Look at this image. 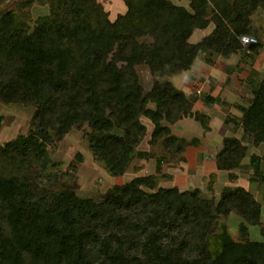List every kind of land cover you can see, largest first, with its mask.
Instances as JSON below:
<instances>
[{"label":"trees","instance_id":"trees-1","mask_svg":"<svg viewBox=\"0 0 264 264\" xmlns=\"http://www.w3.org/2000/svg\"><path fill=\"white\" fill-rule=\"evenodd\" d=\"M48 2L50 13L32 28L14 12L0 16V102L35 108L29 134L0 146V264H264V243L236 242L221 223L236 212L259 224L261 205L244 187L225 188L216 203L199 189L157 188V177H137L101 200L81 198L58 190L49 155L74 127L85 128L95 160L112 177L123 176L140 155L142 118L154 125L151 142L168 151L197 145L173 136L169 125L193 118L209 131L210 117L159 79L189 71L200 55L241 54V38L253 34L252 17L264 11V0H191L189 8L123 0L127 11L114 21L97 0ZM211 24L213 31L190 46L195 30ZM261 47L249 46L245 61L253 64ZM139 66L156 80L149 92ZM247 81L251 101L241 126L244 139L259 147L264 79ZM204 101L212 107L216 99ZM247 153L242 140L225 138L217 169L239 168ZM263 161L250 159L261 180Z\"/></svg>","mask_w":264,"mask_h":264},{"label":"rangeland","instance_id":"rangeland-1","mask_svg":"<svg viewBox=\"0 0 264 264\" xmlns=\"http://www.w3.org/2000/svg\"><path fill=\"white\" fill-rule=\"evenodd\" d=\"M171 1L186 8L190 7L191 2V0ZM97 2L103 5L111 21L127 11L123 0H97ZM7 12H14L32 28L39 17L50 13V4L48 0L46 2L8 0L0 5V16ZM213 29L214 25L211 24L206 31L195 30L189 45L194 46L199 43ZM252 29L251 36L257 39V44L262 46L260 50L264 52L262 9L252 17ZM247 51L248 47H245L236 60L229 61L212 54L200 55L189 71L159 79L162 83L169 81L178 89L185 90L184 92L189 94L188 97L196 100L195 104L198 103L196 108L200 113L212 116L209 131H205L199 123L192 120L193 118L183 119L174 125L164 123L169 125L173 136L187 141L197 139V145H189L183 152L168 151L162 141L151 142L154 125L148 119L142 118L147 133L137 148V153L140 155L134 158L123 176L112 177L90 152L85 128L74 127L62 140L49 147L51 174L57 179L58 190L69 192L72 189L81 198L101 200L102 196L116 185H124L137 177H157V188L177 187L180 191L199 189L204 197L213 199L217 203L225 188L244 187L261 205L259 224L255 226L248 224L236 212L230 213L228 217H222L221 223L226 225L236 242L264 243V177L262 180L257 178L250 165L253 154L263 157L264 145L255 147L244 139L241 126L243 112L251 101V87L247 79L249 76L258 82L264 79V54L256 57L254 67L253 64L245 61L247 56L245 57L244 53ZM137 71L145 91L149 92L156 80L146 66H139ZM208 95L215 97L214 105L217 109L207 110L210 106L204 99ZM201 100L202 102H199ZM34 112L35 108L32 106L6 105L0 102V146L20 135L29 134ZM225 138H237L248 146L247 157L242 165L232 171L218 170L215 162L220 144ZM78 155H81V159ZM262 170L264 173V161ZM242 230L247 231V234Z\"/></svg>","mask_w":264,"mask_h":264},{"label":"crops","instance_id":"crops-1","mask_svg":"<svg viewBox=\"0 0 264 264\" xmlns=\"http://www.w3.org/2000/svg\"><path fill=\"white\" fill-rule=\"evenodd\" d=\"M262 54H264V52H262L261 50H260V54H258V56L260 57ZM237 57H239L238 55H234V57H231V58H229V59H227L228 61L229 60H236V58ZM222 61H225V60H222ZM256 64V63H255ZM255 64L253 63V66L255 67ZM254 67H252V68H254ZM185 91V90H184ZM186 92V91H185ZM187 95V94H186ZM189 95V94H188ZM187 95V96H188ZM215 98V97H214ZM227 101H228V99H227ZM199 102H202V100L201 101H199ZM229 102V101H228ZM234 103H235V101H234ZM198 105V103L197 104H195V106H194V109H196L194 112H197V111H199L197 108H196V106ZM213 108H215V109H217V107H216V105H214V106H212V107H207V110L209 109V110H212ZM206 110V111H207ZM208 110V111H209ZM200 112V111H199ZM204 114H206V113H204ZM206 115H208L209 117H212V116H210L209 114H206ZM192 120H194V119H192ZM195 121V120H194ZM213 121V119H211V122ZM196 122V121H195ZM198 123V122H197ZM210 127H211V124L209 125Z\"/></svg>","mask_w":264,"mask_h":264},{"label":"built area","instance_id":"built-area-1","mask_svg":"<svg viewBox=\"0 0 264 264\" xmlns=\"http://www.w3.org/2000/svg\"><path fill=\"white\" fill-rule=\"evenodd\" d=\"M241 42L244 47H249L257 44V39L253 36H243Z\"/></svg>","mask_w":264,"mask_h":264}]
</instances>
